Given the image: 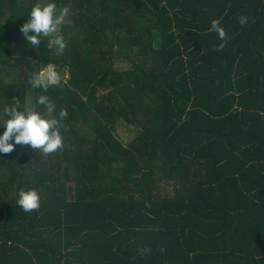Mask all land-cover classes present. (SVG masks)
Listing matches in <instances>:
<instances>
[{
	"label": "trees",
	"instance_id": "1",
	"mask_svg": "<svg viewBox=\"0 0 264 264\" xmlns=\"http://www.w3.org/2000/svg\"><path fill=\"white\" fill-rule=\"evenodd\" d=\"M0 264H264V0H0Z\"/></svg>",
	"mask_w": 264,
	"mask_h": 264
},
{
	"label": "built area",
	"instance_id": "2",
	"mask_svg": "<svg viewBox=\"0 0 264 264\" xmlns=\"http://www.w3.org/2000/svg\"><path fill=\"white\" fill-rule=\"evenodd\" d=\"M50 68H51L53 74H49L47 76H49L50 80L54 82V81H56L57 76L55 74L54 68L53 67H50Z\"/></svg>",
	"mask_w": 264,
	"mask_h": 264
},
{
	"label": "water",
	"instance_id": "3",
	"mask_svg": "<svg viewBox=\"0 0 264 264\" xmlns=\"http://www.w3.org/2000/svg\"><path fill=\"white\" fill-rule=\"evenodd\" d=\"M49 74H53L51 68L46 69L45 71H43L42 77L45 78Z\"/></svg>",
	"mask_w": 264,
	"mask_h": 264
},
{
	"label": "rangeland",
	"instance_id": "4",
	"mask_svg": "<svg viewBox=\"0 0 264 264\" xmlns=\"http://www.w3.org/2000/svg\"><path fill=\"white\" fill-rule=\"evenodd\" d=\"M55 70V69H54Z\"/></svg>",
	"mask_w": 264,
	"mask_h": 264
}]
</instances>
